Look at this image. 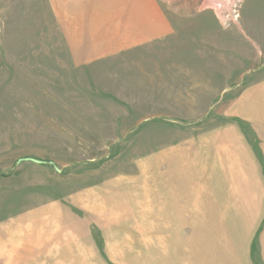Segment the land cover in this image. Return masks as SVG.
<instances>
[{"label":"rangeland","instance_id":"1","mask_svg":"<svg viewBox=\"0 0 264 264\" xmlns=\"http://www.w3.org/2000/svg\"><path fill=\"white\" fill-rule=\"evenodd\" d=\"M248 88L264 121V0H0V264H264ZM226 122L256 167L218 171Z\"/></svg>","mask_w":264,"mask_h":264},{"label":"crops","instance_id":"2","mask_svg":"<svg viewBox=\"0 0 264 264\" xmlns=\"http://www.w3.org/2000/svg\"><path fill=\"white\" fill-rule=\"evenodd\" d=\"M155 21H156L157 24L153 26V28L150 30L149 34H151L152 36L157 35L158 37L161 36V35H165V33L169 30V24L167 23V21L164 20L161 16H160V18L158 20L156 19ZM245 93L247 94V96H246ZM248 94H249V88L247 89L246 92L242 91V94H241L242 96L245 95L247 97V98L244 99L245 101H247V104L245 105V109H244L243 106L241 108L242 109V112H241L242 117H241V119L244 120L245 122L249 123V124H262L263 127L261 128V130H263V132H264V121L260 120V118L258 120H254L255 116H248L250 114L249 108H248V103H249L250 97H249ZM235 107H236V105H235L234 100H233L231 102V106L229 107V112L227 113L228 116L235 117L236 115H239V112L237 110L240 109V108L236 107L237 108V110H236ZM235 111H237V112H235ZM224 124L225 125H229V127H227L226 129L229 131L230 138L224 140V139H222L220 137V141H222V140L225 141L224 143H222L224 145H217L216 144L217 145V147H216L215 140H214L213 141L214 147H212L211 144H208V146H209L210 149H214V150L224 149V150L227 151L226 152L227 155L232 156L236 160L231 162V164L230 163L229 164H225V163L219 164L220 168L218 169V171H220V172L224 171L225 173H229L230 171L231 172L238 171V170L241 171L240 169H241L242 166H251L250 165L251 161H253L254 166L256 167L257 164L255 163V154L253 153V151L251 150L249 145L245 142L243 137L241 135H239V129L237 127V123L236 122H226ZM222 129L225 130L224 128H222ZM179 152L180 151H178L177 155L181 156ZM215 154H217V153H215ZM224 154L225 153H223L222 155H224ZM239 162L242 163V164L239 165ZM178 163H180V160L178 161ZM258 170L259 169L257 168V172H258ZM177 172H178V174L180 173L179 171H177ZM230 179H232L231 176H229V182L231 181ZM239 182H242V179L239 180ZM261 183H262V188H264L263 180H262ZM230 188H232L231 191H230V194H234L235 193V189H236L235 188V184H234V186L231 185ZM173 189H177V191H179V192H177L176 195L181 197V195H182L181 194V189L179 187L173 188ZM198 190H199V188H198ZM198 190L193 185L191 187V190H189L190 191L189 196L192 197V202H190L189 204H191V206H194V208H192V210L197 215L200 212H203V210L205 209V208H203V206H202L203 204H202V202H201V200L199 198L200 192ZM233 190H234V192H233ZM180 197H177V199H178L177 200V205L179 206V208L177 210V212H178L177 214H185V212H187L189 210L186 209L187 205H186L185 201L182 202ZM212 203L213 202H207L205 204L206 205H211ZM217 204L220 205L221 214L224 215L227 212L228 205L230 207H232L231 205L242 206V207H245L246 211H249L248 209L250 207L251 202H248V201H246V202H244V201H240V202L236 201L235 202L233 200H232V202L231 201L228 202L227 199L225 198L224 202H220V203H217ZM246 204H248L249 206H244ZM229 212H230V209H229ZM222 219H225V218H222ZM235 236L237 238V241L238 242L241 241L242 243L245 242V241H242V240L244 238H247L245 236V232H243L242 230H239V232H237L235 234ZM251 239L252 238L250 237L247 242H250ZM247 253H250L249 246H248Z\"/></svg>","mask_w":264,"mask_h":264},{"label":"water","instance_id":"3","mask_svg":"<svg viewBox=\"0 0 264 264\" xmlns=\"http://www.w3.org/2000/svg\"><path fill=\"white\" fill-rule=\"evenodd\" d=\"M28 161V162H33V163H36V164H43L44 161H41V160H38V159H35V158H24V159H19L18 161ZM57 171H60L59 169H56Z\"/></svg>","mask_w":264,"mask_h":264}]
</instances>
